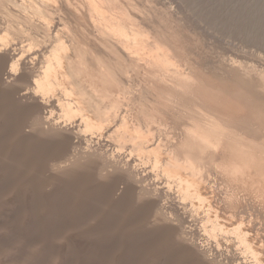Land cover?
Listing matches in <instances>:
<instances>
[{
  "label": "bare ground",
  "instance_id": "1",
  "mask_svg": "<svg viewBox=\"0 0 264 264\" xmlns=\"http://www.w3.org/2000/svg\"><path fill=\"white\" fill-rule=\"evenodd\" d=\"M0 264H264V0H0Z\"/></svg>",
  "mask_w": 264,
  "mask_h": 264
}]
</instances>
